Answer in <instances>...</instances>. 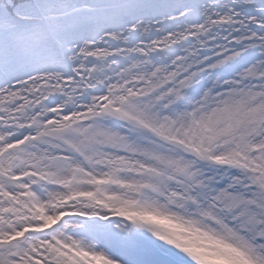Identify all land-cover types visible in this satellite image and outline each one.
<instances>
[{"label": "snow or ice", "instance_id": "obj_1", "mask_svg": "<svg viewBox=\"0 0 264 264\" xmlns=\"http://www.w3.org/2000/svg\"><path fill=\"white\" fill-rule=\"evenodd\" d=\"M0 264H264V0H0Z\"/></svg>", "mask_w": 264, "mask_h": 264}]
</instances>
